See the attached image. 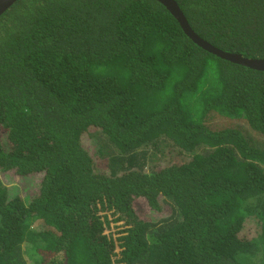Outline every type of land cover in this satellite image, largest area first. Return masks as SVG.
Instances as JSON below:
<instances>
[{"label": "trees", "instance_id": "1", "mask_svg": "<svg viewBox=\"0 0 264 264\" xmlns=\"http://www.w3.org/2000/svg\"><path fill=\"white\" fill-rule=\"evenodd\" d=\"M176 2L209 43L264 57V0ZM5 170L42 176L27 199L0 180V264H264V70L157 0H16Z\"/></svg>", "mask_w": 264, "mask_h": 264}, {"label": "water", "instance_id": "2", "mask_svg": "<svg viewBox=\"0 0 264 264\" xmlns=\"http://www.w3.org/2000/svg\"><path fill=\"white\" fill-rule=\"evenodd\" d=\"M16 0H0V14L3 13ZM177 19L187 36L205 50L234 63L245 65L254 69L264 70V57H247L240 53L224 51L200 37L189 25L176 0H157Z\"/></svg>", "mask_w": 264, "mask_h": 264}, {"label": "rangeland", "instance_id": "3", "mask_svg": "<svg viewBox=\"0 0 264 264\" xmlns=\"http://www.w3.org/2000/svg\"><path fill=\"white\" fill-rule=\"evenodd\" d=\"M253 138L256 139L255 136H253ZM41 176L42 172H34L26 175H20L17 174L14 170H5L4 172L0 171V180L7 186L9 194H20L24 199H27L28 197H31L33 194H35ZM133 206L135 208V211L141 216H146L147 218H150L151 213L142 198L135 197L133 199ZM38 225V221H35L33 223V226L35 228H37Z\"/></svg>", "mask_w": 264, "mask_h": 264}]
</instances>
